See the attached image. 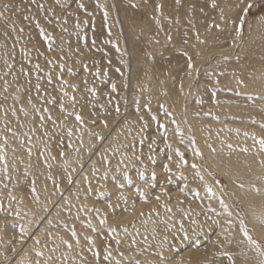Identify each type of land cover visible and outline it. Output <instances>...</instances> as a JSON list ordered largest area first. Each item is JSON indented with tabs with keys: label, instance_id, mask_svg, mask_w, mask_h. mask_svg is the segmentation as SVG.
<instances>
[{
	"label": "rangeland",
	"instance_id": "obj_1",
	"mask_svg": "<svg viewBox=\"0 0 264 264\" xmlns=\"http://www.w3.org/2000/svg\"><path fill=\"white\" fill-rule=\"evenodd\" d=\"M105 1L0 0L1 258L25 238L21 229L28 233L49 198L61 194L75 172L80 175L74 194L65 193L58 215L45 219L20 264H230V253L237 259L242 255L247 261L251 258L248 264H260L264 257L239 232L242 218L264 250V242L248 226L237 190L241 184L264 187L253 181L264 178V151L258 143L264 139V80L254 76L264 70V0H247L252 7L246 14L241 9L244 0H238L225 16L226 24L219 23L217 33L213 32L209 51L204 50L206 54L200 58H194L197 51L185 48L190 44L194 49L193 42L168 44V64L180 57L184 60L173 82L174 103L159 114L152 112V97L147 101L136 91L132 93L131 67H126L128 57L138 55L140 63L134 69L146 74L141 62L146 57L139 56L138 40L144 41L148 35L143 31H152V0ZM198 8L205 14L210 11L207 0H200ZM241 16L244 22L237 35ZM189 23L188 35L196 34L195 26L187 27ZM127 25L138 31L137 39L127 36ZM212 25L203 31L212 30ZM230 45L229 51L222 49ZM201 58L206 59L204 65ZM213 61L217 63L212 67ZM202 68L204 75L199 74ZM233 73L237 76L231 78ZM218 99L227 104L223 113L229 112L237 120L244 116L248 123L223 126L207 121L201 130L207 147L214 151L216 141L237 159L250 151L259 159L254 164L256 171L245 169L242 175L232 176L207 165L187 108L197 116L201 110L207 118H218L211 107L205 109L207 101ZM172 146L174 156L168 151ZM177 149L183 153V161L176 155ZM196 150L202 155L197 156ZM91 158L92 163L80 171ZM251 162L248 158L246 165ZM193 164L199 166L203 180ZM204 171L219 181L218 188ZM221 198L231 217L221 208ZM228 219L233 221L231 225ZM210 243L222 248L213 249L201 260L199 255ZM37 251L43 255L38 256Z\"/></svg>",
	"mask_w": 264,
	"mask_h": 264
},
{
	"label": "bare ground",
	"instance_id": "obj_2",
	"mask_svg": "<svg viewBox=\"0 0 264 264\" xmlns=\"http://www.w3.org/2000/svg\"><path fill=\"white\" fill-rule=\"evenodd\" d=\"M101 1L106 3L105 0H101ZM133 1L139 3L140 0H133ZM207 1L209 3V6H210V11L208 12V14H205L203 11L199 10L198 6L200 5V0H180L179 4L176 2V0H152V3H151L152 9L148 5L149 6L148 9H151V11H152V16H151L152 24L150 25L152 27V31H150V30L149 31L145 30L143 32L141 31L142 33H146L149 36L147 35L145 37L144 41H142L141 39L138 40V41H140V44H139L140 45V51H138V53L140 54L139 56L140 57L141 56L146 57L144 60L141 59L142 60L141 62H144V64H142V65L145 66L146 74H144L141 69L140 70L134 69V68L138 67V63H140V60L138 59V55L136 57H134V56L128 57L129 59H127L128 61H126V67L127 66L131 67V72L129 74V81H130L129 88L130 89L132 88L131 89L132 93H133V91H136L142 97L147 98V101L150 100V97H152L150 102L152 101V112L153 113L159 114L165 108L173 105V103H174L173 95H172L173 82H174V80L177 76V72L179 71V68H181L180 66L184 60L183 57H180L179 59L172 61L171 63L168 64V62L166 60L167 59L166 53L169 52L168 51L169 49L167 48L168 44L171 42L172 43L171 45H173L174 42H172V41H175V43H176V41H178L177 43H179V45H183L184 42H186V41L190 42V43L193 42L192 46L194 44V47H193L194 49H192L191 45L188 43H187L188 46L185 48H187L189 50L191 48V50L197 51V53L194 54L195 55L194 58L195 57L200 58V57L204 56V54H206V52H204V50L207 51L210 42L211 41L213 42V34L217 33V32H214L216 30L217 25L219 23H221L222 25L226 24V22L224 21L225 16H227V14L230 13L234 9V7L236 8L237 3L239 2L238 0H207ZM125 3L126 2L124 1L123 4H125ZM156 4H160L162 6L161 10L159 12L156 11ZM247 4H248L247 0H244V3L242 4L241 9H245L247 7ZM121 11H122V9H121ZM221 17H223V18H221ZM202 21H204V23L206 25L204 23L201 24ZM188 22H190V23H189V26H187V27L195 26V28H196L195 32L197 31L196 34H189L188 35V30L186 29V25L188 24ZM209 24L210 25L213 24L212 26H214V27L212 28V30L210 28L211 31L209 30L208 32H204L203 28L206 27L208 30V28L210 27V26H208ZM141 27H143V26H141ZM146 28H148V27L146 26ZM126 29H127L126 33H127V36H129V38L137 39L139 37L138 31H136V29L132 25H130V26L127 25ZM169 36L171 37L170 40H169ZM197 37H199V39ZM214 38H215V36H214ZM201 41H203V43H201ZM128 45H130V44H128ZM177 46H178V44H177ZM216 46L217 45H215V48H216ZM135 47L138 48V46H136V45H135ZM231 47H232V45H230L228 48H222V49L225 51H229V49ZM205 48H207V49H205ZM132 49L134 52L135 48L132 47ZM240 49H242V48H239L238 50H240ZM138 50H139V48H138ZM151 52H152V54H151ZM134 53H136V51ZM221 54H224V53L222 52ZM201 61H202L201 64H203V62H205L206 59L201 58ZM145 62H146V65H145ZM215 62L216 61H213L212 67L215 64ZM126 67H124V68L126 69ZM208 68H210V67H208ZM151 70H152V73L155 71L154 75L150 73ZM181 70H180V72H181ZM127 71L128 70H126V72ZM204 71H206L205 68H202L199 71V74L204 75L203 74ZM126 72H124V74ZM180 72H178V73L180 74ZM207 72H209V71L207 70ZM215 76H217V75H215ZM234 76H237V75H235L233 73L231 75V78H233ZM254 76L260 82L263 81L264 80V70L256 71ZM218 77H220V74L217 76V78ZM217 78H215V79H217ZM124 79H126V77H124ZM211 79H213V78H211ZM191 80H193L192 77H191ZM228 80L230 82L232 81L231 79H228ZM136 92H134L135 93L134 95L138 96V94ZM194 92L195 91H193V93ZM124 94H125V92H124ZM134 95L132 94L131 96L134 97ZM148 97H149V99H148ZM136 99L137 98H135V100ZM132 104H133V102H132ZM132 104H130V105H132ZM207 104L208 105L205 107V109H207L208 107H211L210 109L211 110L213 109V112L216 111V113L218 114V116H217L218 118H211V119L207 118V115L203 116L204 113L201 110H200V116H197V115L193 114L189 110V108H187L188 117L193 122V124L196 128V132H197L198 136L200 137L201 143L204 147L207 165L210 167V169L212 171H217V172L219 171L220 173L230 174L232 176L242 175L243 171L245 169L249 170L251 172L256 171L257 167H255L254 164H259V159L257 158V156L254 153H252L250 151H248L247 153H241L239 156V159H237L234 156V153L227 154L228 149H225L224 146L221 148V146L216 141H214V146L216 147V149L214 151L207 147L206 141H205L206 137L203 136L201 133V130H204L203 125L207 121L212 120L211 122L216 123V124H221L223 126L225 123H236V124H241V125L248 123V119H246L244 116H242V120H237V119L233 118L232 116H230L229 112H227L226 114L223 113V111H225V110H223L222 108H227L226 107L227 104L222 99H218L217 101H207ZM129 115L130 114H128V116ZM200 118H205V120L200 121L199 120ZM112 123H114V122L112 121ZM230 132L233 133L232 131H230ZM172 143H173L172 145L174 146L175 142H172ZM173 146H172L171 150L168 149V151H170V154H172L171 156H174ZM77 153L78 152H76L75 154L72 153V155H76ZM248 158H252V162L249 164V166L246 165V160ZM86 159H88V158L86 157ZM93 160H94V158H91L86 163H84V166L80 168V171L87 168L88 166H86V165L90 161H91L90 163H92ZM82 164H83V162H82ZM204 174L209 178L211 184L215 188H218V185H217L216 181L212 178V176L209 175L206 171H204ZM79 175H80L79 173L76 174L74 172L73 180L65 182V184L63 186V191H62L63 194L62 193L59 194L60 192H58L57 194H54V195H52V197L49 198L47 205L45 207L48 210L45 211L44 210L45 208H44L41 211V213L34 219V221L32 222V224L30 226V229H29L27 235H25V238L21 239V241L18 242L15 249H13L15 251L12 250V251L6 253L4 256H2V258L0 256V264H20V261H21L20 259L24 256L25 251L27 250V247L33 241V237L42 231V228H43L42 226H43L44 221L46 222V220L48 218H50L52 216H56L55 215L56 213L58 215V212H59L58 209L60 208V206H62L61 204H62V201L64 200L65 193H67V194L71 193L72 194L73 191L75 190V184L78 183V181H79V180H77V179H79L78 178ZM256 179L257 178H255V180H253V181L256 183L259 182L260 184H262L264 186V178H258L257 180ZM70 186H72V187L70 188ZM230 188L233 189L234 187L232 185H230ZM256 189H259V188H255V187H252L249 185H244L243 188L239 187V189L237 190V195H238L237 198L240 201V203L242 204L243 210H245V213H246L245 216L248 220V226L251 228L254 237L257 240L264 242V227H263V225H261V222H260V217L264 216V200L262 199V198H264V187H263V189H260L261 190L260 192H257ZM230 208L233 212H235V210L232 206H230ZM221 248H222L221 245L210 243L207 250L202 252L199 255V257L201 258V260L206 259L207 257H209L212 254L213 249H221ZM234 250H235L234 248H229L230 252H232ZM244 253H246V252H244ZM234 254L233 253L229 254L231 256L230 264H233V262H234V264H239V263L240 264H248L247 263L248 261L250 263L251 258L248 259V261H247L246 255L239 256V259H237L234 257ZM248 256H250V255H248ZM6 261H8V263Z\"/></svg>",
	"mask_w": 264,
	"mask_h": 264
},
{
	"label": "snow or ice",
	"instance_id": "obj_3",
	"mask_svg": "<svg viewBox=\"0 0 264 264\" xmlns=\"http://www.w3.org/2000/svg\"><path fill=\"white\" fill-rule=\"evenodd\" d=\"M176 2L179 4V3H180V0H176ZM98 6H99L100 8H104L103 5H98ZM213 6H214V5H213ZM4 7L7 8L8 5H4ZM80 7H83V5L81 4ZM161 7H162V6H161L160 4H156V11L159 12V11L161 10ZM251 7H252V4L249 3V4L247 5V7L244 9L245 14L247 13L248 9H250ZM0 15H2V13H0ZM104 15H105V17H107V11H106V10H105ZM221 18H223V17H221ZM243 22H244V16H241V18H240V24L236 27L237 35H239V33H240V31H241V28H242V26H243ZM210 27H211V25H210ZM217 27H218V25H217ZM42 35H43V33H42ZM197 38L199 39V37H197ZM170 39H171V37L169 36V40H170ZM201 43H203V41H201ZM184 55L187 56V53H184ZM226 58H227V57H225V59H226ZM187 67H188V69H190V70L193 68V63H192V59H191V57H188V60H187ZM69 71H71V70H69ZM241 83H242V81H241ZM37 88H39V85H37ZM112 90H113V91L116 90V86H115V85L112 86ZM93 91H94V90H93ZM50 102H51V101H50ZM61 107L63 108V105H61ZM45 111H47V109H45ZM117 111H118V109H117ZM153 118L155 119V117H153ZM41 119L43 120V117H41ZM76 119H77V121H81V120H82V117H81L79 114H77V115H76ZM101 122L106 124V122H104V121H101ZM173 122L175 123V121H173ZM8 131L11 132L12 129L9 128ZM237 131H239V130H237ZM177 132L179 133V127H177ZM69 135H71V131H69ZM244 135H245V136H248V135H250V134H249L248 132H245ZM251 135L253 136V138H255V134H254V133H252ZM154 142H155V140H154ZM258 143H259L260 149H261L262 151H264V139H260V140H258ZM150 147H151V146H150ZM169 147H171V146L169 145ZM229 147H231V145H229ZM0 148H3V145H0ZM247 150H248V149H246V148L244 149V151H247ZM29 151H30V150H29ZM195 154H196L197 156L202 155V153H201L199 150H196ZM61 155H63V153H61ZM176 155L179 156L180 159H181L182 161L184 160V155H183V153H181V152L179 151V149L176 150ZM0 159H3V156H2V155H0ZM150 159H151V157H150ZM169 159H171V156H169ZM261 164L264 165V161H261ZM192 168L197 170V171H196V175L199 176V178H200L201 180H203L204 177L201 176L200 173H199V166H198L197 164H193V165H192ZM165 170H169L168 167H167V165H165ZM153 175H155V174H153ZM217 183H219V181H217ZM206 187H207V186H206ZM240 187L243 188L244 185L241 184ZM32 191H35V187H33ZM207 191H208L210 194L215 195V193H213V190H212L211 187H207ZM256 191H257V192H260L261 190H260V189H256ZM140 197H141V199H144V193H143L142 191L140 192ZM12 199H15V197H13ZM156 199L159 200V196H157ZM37 201H38V197H37ZM219 204H220L221 208L223 209L224 213H226L228 217H231V216H232V213H231V211H229V206H228V204L224 201L223 198H221V199L219 200ZM109 207H112V206L109 205ZM44 210L47 211L48 209L45 208ZM97 211H99V210H97ZM18 214H19V213L17 212V215H18ZM38 222H39V221H38ZM49 222H50V221H49ZM260 222H261V224H264V216H261V217H260ZM101 223H103V221H101ZM214 223H218V221H214ZM227 223H228L229 225H231V224L233 223V221H232L231 219H228V220H227ZM93 230H95V229H93ZM114 230H115V229H113V231H114ZM21 231H22V233H23L24 235H27V230H26V229H23V228H22ZM239 232L242 233V234L244 235V237H246V238L248 239V241H249L251 244H253V245L255 246V248H256L257 251L259 252V255L262 256V257H264V250H261V245L258 244V243L252 238V236L249 234V230H248V228H247V226H246V222H245V220L242 219V218L239 220ZM73 236H75V232H73ZM88 239H91V238L89 237ZM165 240H167V237H165ZM37 243H39L38 238H37ZM65 243H67V242L65 241ZM117 243H119V241H117ZM132 243L135 244V240H133ZM69 247H71V245H69ZM13 251H15V250H13ZM36 254H37L38 256L43 255V253H41V252H39V251H37ZM109 255H110V254H109ZM225 255H228V254L225 253ZM107 258H108V257L105 256V259H107ZM229 259L231 260V256H230V255H229ZM37 264H39V261L37 262ZM117 264H119V262H117ZM233 264H234V262H233ZM260 264H264V260H261Z\"/></svg>",
	"mask_w": 264,
	"mask_h": 264
}]
</instances>
